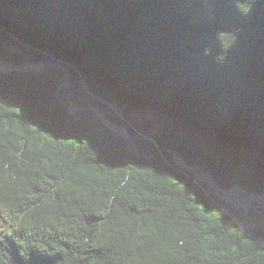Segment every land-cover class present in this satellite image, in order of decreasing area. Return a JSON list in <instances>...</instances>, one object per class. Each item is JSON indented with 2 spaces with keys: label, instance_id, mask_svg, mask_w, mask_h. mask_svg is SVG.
<instances>
[{
  "label": "trees",
  "instance_id": "1",
  "mask_svg": "<svg viewBox=\"0 0 264 264\" xmlns=\"http://www.w3.org/2000/svg\"><path fill=\"white\" fill-rule=\"evenodd\" d=\"M232 6L233 0H0V61H56L69 75L60 88L66 76L59 69L0 72V140L14 138L17 151L42 154L54 146L73 151L86 139L87 153L104 163L96 167L109 179L129 163L151 169L154 179L191 196V209L200 210L202 223L192 221L200 223L198 232L227 239L235 230L224 223L232 224L264 247L263 208L219 202L169 153L205 168L222 191L264 195V0L246 20ZM237 27L236 44L217 67L215 33ZM205 47L208 58L201 55ZM60 100L83 109L70 115ZM85 107L125 128L140 157ZM131 115L148 116L152 130L133 128ZM211 208L223 219H213ZM31 261L53 264L36 253Z\"/></svg>",
  "mask_w": 264,
  "mask_h": 264
},
{
  "label": "clouds",
  "instance_id": "2",
  "mask_svg": "<svg viewBox=\"0 0 264 264\" xmlns=\"http://www.w3.org/2000/svg\"><path fill=\"white\" fill-rule=\"evenodd\" d=\"M256 2L233 0L232 11L246 20ZM240 32L215 33L217 67L227 62ZM201 55L208 58L212 51L205 47ZM83 143L70 152L54 146L40 154L17 151L14 138L0 140V264H32L33 253L53 264H264V247L239 227L224 223L235 230L227 239L198 232L200 210L191 209V196L178 184L156 180L153 170L131 163L116 167L123 171L109 179L96 167L104 163ZM206 211L223 219L216 208ZM194 217L200 221L195 227Z\"/></svg>",
  "mask_w": 264,
  "mask_h": 264
},
{
  "label": "water",
  "instance_id": "3",
  "mask_svg": "<svg viewBox=\"0 0 264 264\" xmlns=\"http://www.w3.org/2000/svg\"><path fill=\"white\" fill-rule=\"evenodd\" d=\"M44 62V61H43ZM47 62V66L43 69H35L33 67H31L32 64H26V63H22V64H12V63H7V62H4V61H0V72L1 73H6V72H13V71H18V72H24V73H30V74H33V75H38V74H41L43 72H45L47 69H59V70H62L65 72V81L64 83L60 86V88H64L67 86V83H68V78H69V75H68V72H66L64 66L61 64V63H58L56 61H45ZM41 63V62H40ZM39 64V63H38ZM37 64V65H38ZM37 65H34V66H37ZM60 103L62 104V106L64 108L67 109V111L69 112L70 115L74 114L76 111H78L79 109H83L82 107L79 108V107H73L72 104L70 103L69 105H66L64 102H62L60 100ZM88 108L89 110L93 111L97 117L101 120V122L104 124L105 127H107L110 132L112 133V135L114 137H117V138H122L126 141H128L130 144H131V147H132V150L133 152L136 154V156L140 157V154L138 152V149L136 148V145L132 139V137L130 136V134L126 131L125 128H120V129H123L125 133H120V132H117L115 130L112 129V126L114 128H118L114 125H112L110 122H108L94 107H85V109ZM172 155V158L175 162V164L183 169V170H186V171H191V172H202V174L204 176H209L212 180V183H213V186L215 187L216 190H220L222 191L216 180L214 179V177L205 169V168H200V167H197V166H194V167H189L187 166L183 161L182 159H180L179 157H177L173 152H170ZM176 159H178L180 161V163H177L176 162ZM195 183L196 180H195ZM203 183V182H202ZM204 184V183H203ZM210 195H212L216 200H218L219 202L225 204V205H230V206H233L232 204H230L229 202L223 200L221 197L215 195L213 192H209ZM246 196L247 198H255V197H263L264 195H250V194H246L244 195ZM235 208H238V209H243V210H247L249 208H242L240 206H234Z\"/></svg>",
  "mask_w": 264,
  "mask_h": 264
},
{
  "label": "bare ground",
  "instance_id": "4",
  "mask_svg": "<svg viewBox=\"0 0 264 264\" xmlns=\"http://www.w3.org/2000/svg\"><path fill=\"white\" fill-rule=\"evenodd\" d=\"M40 64H43V66ZM40 64H38L37 66L33 68L43 69L47 66V62H41ZM112 129L120 133H125L124 130L120 128H114L112 126ZM176 162L180 163L178 159H176ZM195 180L197 183H200V182L204 183L207 193L213 192L215 195L221 197L223 200L229 202L233 206L249 208L255 205L256 203H258L259 206L264 207V196L255 197V198H247V197L240 196L238 192L236 191L224 192V191L216 190L215 187L213 186L211 178L209 176H204L202 172H199V171L195 173Z\"/></svg>",
  "mask_w": 264,
  "mask_h": 264
},
{
  "label": "rangeland",
  "instance_id": "5",
  "mask_svg": "<svg viewBox=\"0 0 264 264\" xmlns=\"http://www.w3.org/2000/svg\"><path fill=\"white\" fill-rule=\"evenodd\" d=\"M40 65L43 66V64H40ZM31 67H35V66L34 65H31ZM119 113L121 115V112H119ZM120 117L123 118V116H120ZM131 117L135 120L133 122V126H132L133 128L135 127L137 130H139L141 132L142 131L143 132H150L152 130V123L150 122V119H149L148 116H145V115L144 116H136V115L135 116L134 115L132 116L131 115ZM134 125H136V126H134ZM231 191H234V190H231ZM231 191H224V192H231ZM235 191L238 192V194L240 196L246 197V196H244V195H246V193H244L243 191H241V190H235ZM256 207L263 208L264 209V207L259 206L258 203H256L255 205L249 207V209H247V210H250V209H253L254 210V209H256Z\"/></svg>",
  "mask_w": 264,
  "mask_h": 264
}]
</instances>
